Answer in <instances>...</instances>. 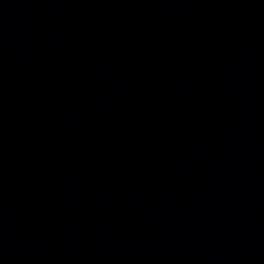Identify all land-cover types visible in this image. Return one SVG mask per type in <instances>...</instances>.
<instances>
[{
  "label": "water",
  "instance_id": "95a60500",
  "mask_svg": "<svg viewBox=\"0 0 264 264\" xmlns=\"http://www.w3.org/2000/svg\"><path fill=\"white\" fill-rule=\"evenodd\" d=\"M264 0H0V264H260Z\"/></svg>",
  "mask_w": 264,
  "mask_h": 264
}]
</instances>
